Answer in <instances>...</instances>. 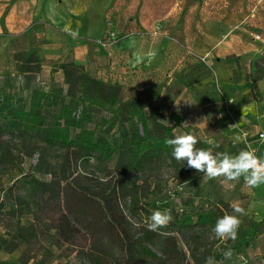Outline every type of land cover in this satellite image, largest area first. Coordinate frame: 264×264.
<instances>
[{"label":"rangeland","instance_id":"374dc122","mask_svg":"<svg viewBox=\"0 0 264 264\" xmlns=\"http://www.w3.org/2000/svg\"><path fill=\"white\" fill-rule=\"evenodd\" d=\"M49 1L46 5L44 0L33 14H24L23 20H16L21 14L13 13L6 3L2 5L0 45L3 39L11 38L5 23L22 21L27 25L24 35L28 37L23 47L30 46L38 57L65 55L69 61L73 57L72 42L80 43L82 48L91 47V59L82 50L86 59L83 67L88 73L112 81L118 78L131 87L163 83V87L175 91L176 97L168 105L159 101L160 122H171V109L185 112L189 104L184 103L183 109L180 103L188 101L200 109L195 121L207 123L205 127L193 126L197 135L219 145L214 152L235 155L249 145L257 149L261 142L254 127L264 128V0ZM69 25L78 32L76 38L64 31ZM125 67L130 69L127 74ZM134 68L136 72L132 71ZM11 86L21 93L14 77ZM242 95L244 99L237 101ZM99 119L100 114L94 115V121ZM173 132L184 133L179 127ZM236 136L242 142L234 144ZM42 156L47 162L38 171ZM63 156V148L46 151L34 141L21 142L18 137L0 135V264H123L124 251L107 240L104 230L88 231L73 221L79 232L70 241H53L61 201H54L52 195L46 201L47 194L42 198L29 196L25 181L31 175L43 180L52 175L62 179ZM115 161L114 157L107 163H81L73 168L72 181L82 187L91 178L97 184L110 179ZM195 173L186 166L175 177L172 168L162 160L151 163L143 172L129 173L120 197L128 220L129 241L148 229L154 211H169L174 220L182 211L223 203L230 207H225V214H234L231 205L239 203L247 214L240 217L242 223L235 241L214 238L207 226L170 231L184 255V259L177 260L163 254L167 232L161 229L147 244L156 257L147 259L152 264H205L209 256L216 264L261 262L264 184L251 188L241 177L229 188L222 184L223 178L209 180L204 174L195 177ZM132 194L138 196L139 209H132ZM228 249L233 250V255L225 259L223 252ZM252 249L258 253L252 255ZM240 250L243 254L238 257L235 253Z\"/></svg>","mask_w":264,"mask_h":264},{"label":"trees","instance_id":"16d2710c","mask_svg":"<svg viewBox=\"0 0 264 264\" xmlns=\"http://www.w3.org/2000/svg\"><path fill=\"white\" fill-rule=\"evenodd\" d=\"M55 67L63 73L62 85L52 84L45 89L44 81L38 79L40 85L31 90L28 99L16 93L11 79L22 81L21 74L38 73L41 63L37 54L32 50L16 51L0 58V135L18 137L21 142L34 141L46 151L53 147L64 149L63 178L55 179L52 175L51 179L43 180L29 176L25 181L29 196L42 198L47 194L46 201L51 195L54 201H61L54 223L52 238L55 243L70 241L79 232V227L73 224L76 221L85 230L106 231L107 240L124 251L123 264H152L147 258L156 257V254L147 244L157 232L143 229L140 237L129 241L128 220L120 205L128 175L132 171L143 172L151 163L162 160L172 168L175 177L180 176L186 168L185 162L176 161L171 155L172 149L165 144L166 138L175 135L176 127L184 133L195 134L200 141L198 148H209L205 143L207 139L198 136L192 125L183 124V118L174 111L168 115L172 124L158 120L163 83L141 89L125 86L118 81L96 77L83 65L67 58ZM96 114H100L98 121H94ZM114 157L116 161L110 179L97 184L91 178L82 187L73 183L75 172L72 170L79 164H87L90 160L107 163ZM46 162L42 156L37 164L38 171L45 168ZM47 172L51 173V170L47 169ZM202 174L195 173L194 176ZM69 198L74 201L69 202ZM138 200L136 194L130 195L132 209L140 208ZM225 207L228 206L223 203L182 211L163 228L167 232L163 238V254L167 258L184 259L170 231L192 226L212 229L216 220L225 214Z\"/></svg>","mask_w":264,"mask_h":264},{"label":"clouds","instance_id":"9594fccd","mask_svg":"<svg viewBox=\"0 0 264 264\" xmlns=\"http://www.w3.org/2000/svg\"><path fill=\"white\" fill-rule=\"evenodd\" d=\"M64 31L73 38L78 36V32L73 31L70 25L66 26ZM261 139L264 140V136ZM199 142L198 137L193 133L178 134L165 139V144L172 149L171 155L176 161L185 162L188 168L196 170L197 173H203L209 180L223 178L222 184L229 188L234 186L232 182L239 181L241 177L251 188L264 184V159L259 158L251 150L250 145L235 155H229L227 152H214L213 149L218 148L219 145L213 140L205 141L211 145L209 148H198ZM240 142H242L240 136L234 137V144ZM231 208L234 214L226 213L216 220L212 228L214 238L232 241L238 238V230L242 223L240 217L247 213L239 203H233ZM172 219L169 211H154L147 225L148 230L158 232L166 228ZM232 255V249L223 252L225 259H230ZM205 264H216V261L209 256Z\"/></svg>","mask_w":264,"mask_h":264},{"label":"crops","instance_id":"0c3cea01","mask_svg":"<svg viewBox=\"0 0 264 264\" xmlns=\"http://www.w3.org/2000/svg\"><path fill=\"white\" fill-rule=\"evenodd\" d=\"M44 0H14L13 2L9 1H1L0 2V7H2V5H4L6 3V5H8L10 8V10L13 13H20L21 16H16V20L17 19H24V14H33L35 12V10L39 9L40 7H42ZM49 0H46V5L49 4ZM17 11V12H16ZM11 12V13H12ZM11 17H13V14L11 16H8L7 19L11 20ZM22 21H20V23H12V21H7L5 23V25L7 26L6 28H8L9 33L7 34V36L11 37V38H6L3 39L1 41V45H0V58L1 57H6L9 53L11 52H16V51H23V49H25L26 51H29L30 46L28 48H24L23 46L26 44V42H24V40H28V37H26L24 35V33L26 32L27 29V25L26 24H21ZM12 32V33H11ZM12 39V40H10ZM72 48H73V52H72V61L76 64L79 65H85V57H90L89 59H91L92 57H94V53H93V49H91V47H87L85 46L84 48H82V45L80 43H75L72 42ZM47 46V45H46ZM46 49V47H45ZM31 50V49H30ZM82 50L87 52V56L84 57V54L82 56ZM90 53H92V56H90ZM67 57H65V55L63 57H39L40 59V63H41V68L39 70L38 73H23L21 74V79L22 81H18L20 82V86L22 88L21 90V95H23L24 97L28 98L30 97V92L33 88L39 86L40 84L38 83V79H41L44 81V83L46 84L45 89L48 88L49 86H51L52 84L55 85H62V81H63V73L60 69L55 67V64L63 61L64 59H66ZM43 59V60H42ZM128 67H125L123 70L124 72L127 74L130 69H126ZM133 72H136V68H134L132 70ZM91 74V73H90ZM114 78H117V76H115ZM119 83H122L123 81H120L117 78ZM146 86V85H144ZM144 86H140L139 88L141 89ZM14 91V90H13ZM175 91H172L170 87H163L162 92H161V96H160V100H162L163 103H165L166 105H168L173 99L174 97H176V95L174 94ZM244 96H240L237 97L236 100H243ZM179 100V99H178ZM188 101H181V105H183L184 103H186ZM189 104V102H188ZM200 110L199 107L193 105V104H189L188 107L186 108L185 112H182L177 110L176 108L171 109V111H174L177 115H179L180 117L183 118V124H188V125H197L200 127H205L207 126V123H204L203 120H197L195 121L194 118L196 115V112ZM170 123V122H169ZM173 122L171 121L170 124H172ZM263 124V123H262ZM254 131L255 133H258L260 131H264L263 125H261L260 127L256 126L254 127ZM257 151L259 153L260 156L264 157V141L257 144ZM262 235H260L261 237ZM249 252V251H248ZM258 253V251L256 249H252V255ZM242 251H236L235 255L240 257L242 256ZM249 254V253H246ZM258 264H264V259H262L261 262H259Z\"/></svg>","mask_w":264,"mask_h":264},{"label":"built area","instance_id":"2783aa9c","mask_svg":"<svg viewBox=\"0 0 264 264\" xmlns=\"http://www.w3.org/2000/svg\"><path fill=\"white\" fill-rule=\"evenodd\" d=\"M182 108L185 109L186 108V105H183ZM257 135H258L259 141L260 142H263L264 140H262L261 137L264 136V133L263 132H258ZM251 150H253L259 158L264 159V157H262V156L259 155L257 149L254 148V149H251Z\"/></svg>","mask_w":264,"mask_h":264}]
</instances>
